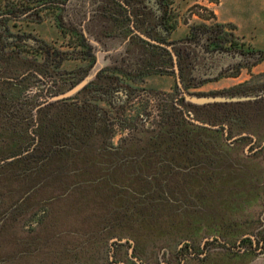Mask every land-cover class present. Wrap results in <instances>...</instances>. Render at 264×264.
Listing matches in <instances>:
<instances>
[{"label": "rangeland", "instance_id": "374dc122", "mask_svg": "<svg viewBox=\"0 0 264 264\" xmlns=\"http://www.w3.org/2000/svg\"><path fill=\"white\" fill-rule=\"evenodd\" d=\"M66 1V15L62 22L56 19L54 9L46 8L40 9V13L36 15L20 14L17 20L9 19L7 22L8 37L29 33L35 39L37 37L43 40L52 49L51 55L46 58L29 43L12 41L13 43H7L0 53V80L26 77L24 82H19L21 88L23 87L22 102L26 104L27 109L30 107L35 118L40 106L62 100L53 101L52 98L71 89L91 69L95 58L92 60L89 53H93L94 47L90 43L91 38L86 28L89 27L95 32L99 25L94 17L86 20L91 16L89 13L96 10V4L110 2ZM219 1L221 0L164 2L167 5L166 24L170 31L168 42H165L172 43L184 54V56L181 54L182 83L187 93L196 96L251 98L237 103L232 102L237 104L236 107L243 113L247 126L226 128L225 131L222 127L224 122L207 121L206 115L210 114V111H218L209 108V105L214 103L197 105L185 99L181 101L182 94L176 83L174 66L169 56L166 58L164 56L162 66L168 69L167 72L139 74V69L134 64L141 54L142 56L146 54L144 49L149 48L146 47V42L135 35L130 39L131 45L130 42H126L127 46L122 41L119 42V38L112 40L109 58L106 56L103 58L106 61L104 67L110 65L108 67L113 69L104 72L101 82L104 83V78L113 79V85L120 86L110 101L89 100L91 94L86 90L64 99L76 101L77 105L84 101L98 105L100 108L98 118L102 120L101 127L106 131L97 128V138L99 141L104 139L108 147L111 145L120 147L118 150L121 151L136 150L149 136L158 133L157 128L161 124L173 121L176 116H182L188 122L209 130L219 126L220 134L206 131L201 135L205 140L202 143L209 146L213 140L220 139L227 143L228 147H232L228 151H223L211 146L212 151H216L221 158L226 156V164L223 160L219 164L222 163L220 166L227 169H223L220 175L227 178H216L211 174L210 176L216 179L215 182L208 180V183L213 185V192L207 195V199L212 201L211 204H202L194 195L196 199L191 198L190 214L194 218L208 220L220 218L223 223L227 221L228 234L220 236L219 233L205 229L190 230L188 237L144 234L136 244L126 233L130 227L122 223V218L119 219V223L111 220L115 213L111 208L110 211H106L104 204L108 202L107 200L94 198L96 214L87 213L78 218L72 210L66 213L67 208H60V201L51 198L43 206L37 198H32L16 205L12 208L13 212L12 209L8 210L9 219L5 222V230L0 233V264H264V34L261 33L264 31V0H224L222 11H225V8L229 10L235 2L239 7L240 16L258 15L259 26L256 28L258 33L254 35L239 34L233 23L219 21L216 16ZM130 2L144 7L143 10L148 13L149 21L152 23L161 12L157 0ZM30 3L31 0H0V13L4 11L7 13L10 9L16 13H23L20 7L31 5ZM126 24L130 25L129 22ZM58 26L65 34L60 35ZM208 28L213 31L212 36L219 30L217 35L224 50L212 49V45L205 47L210 41L208 37L211 32L199 31ZM81 29L86 32L88 41L85 37L83 39L80 37ZM192 29L198 33L195 38L186 36ZM260 33L261 35H258ZM31 36L29 37L32 38ZM157 57L159 58L158 55ZM206 79L215 80L206 82L204 81ZM106 89L105 86L102 87L101 92ZM73 96L76 98L71 101ZM255 99L259 102H254ZM189 112L192 114L190 117ZM79 114L83 115V112ZM192 119L211 127L195 123L196 121L193 122ZM198 141L201 143V140ZM107 155L106 153L104 156ZM17 157L20 156H8L0 160V166ZM102 160L101 165L104 168L101 169L102 181L98 186L105 189L109 187V182L103 176H107L109 181L112 179V173L116 171L109 158ZM72 166L69 164L70 170ZM127 168L125 167L123 171L129 175V171L125 170ZM240 172L243 177L240 183L229 179ZM126 179L122 175L114 184L121 185ZM155 184L159 186L158 183ZM152 185L153 183L146 186L141 184V188L138 189L144 193V189L150 190ZM92 188L94 184L81 185L82 200L88 194L94 193ZM241 191L248 192V200L243 207L238 205L234 208L233 205L226 204L236 202L239 199L236 194ZM111 193L115 191L108 192L107 195ZM100 209H103V212ZM103 215H107L109 224L100 225L98 228L97 221ZM54 216L58 218L56 221L53 220ZM90 219H93L94 223ZM216 237L221 242H216ZM115 238H125L126 241L121 243L110 241ZM242 238L246 241H242ZM186 241L188 243H185ZM135 244L136 251L132 250ZM228 247L241 252L246 248L248 252L238 261L234 259L227 261L219 253L226 251L225 254H229ZM190 252L196 255L192 257ZM205 254L208 255L205 257L206 260L201 261L205 259Z\"/></svg>", "mask_w": 264, "mask_h": 264}, {"label": "trees", "instance_id": "16d2710c", "mask_svg": "<svg viewBox=\"0 0 264 264\" xmlns=\"http://www.w3.org/2000/svg\"><path fill=\"white\" fill-rule=\"evenodd\" d=\"M112 4L119 6L116 9L122 16L120 4L113 0ZM109 20L118 28L123 26L127 19L113 17ZM201 30L211 31L209 28ZM2 37L0 36V53L7 46ZM27 43L42 52L46 58L52 53V49L45 42ZM218 50H224L223 46ZM145 53L136 59L135 67L141 70L140 68L148 65L151 70L158 72L161 62L157 55L162 54L156 55V51L148 53L146 50ZM89 56L94 60L91 53ZM111 69L113 68H102L79 93L86 90L91 94L89 100L110 101L120 86H114L113 79L104 78V83L101 79L104 72ZM25 78L0 80V160L8 156H20L0 166V233L5 230V222L9 219L8 210L23 204L27 199L37 198L40 204L45 206L52 198L61 202L60 208H67L66 213L72 210L77 214L76 217L82 218L87 213L96 214L94 211L96 205L93 202L94 198H98L101 201H108L104 206L106 211H110V208L114 211L112 221L118 222L122 218V223L130 227L126 233L136 244L144 234L188 237L190 230L196 229L197 231L205 229L220 235L228 234L227 221L223 223L220 218L216 220L194 218L190 214V203L192 199H196L194 195L202 204H211L207 195L213 192V185H210L208 180L213 182L216 180L210 176L211 174L216 178H227L220 175L225 168L221 167L222 163L219 164L222 160L224 162L227 160L226 156L221 158L210 150L219 148L228 151L232 147H228V144L220 139L213 140L209 146L202 143L205 141L201 136L204 132L220 134V130L196 126L186 118L176 116L173 121L161 124L157 128L158 133L149 136L136 150L121 151L118 150L120 147L112 145L108 147L104 139L99 141L97 138V128H101L102 131L106 129L101 127L102 120L98 118L100 108L96 104L84 101L77 105L76 101H72L76 98L73 96L70 99L72 102L62 99L47 106H40L35 118L30 107L27 109L26 104L22 102L23 87L21 88L19 82H24ZM104 86L107 89L101 92ZM236 105L235 103L209 105V108L218 111H210V114L206 115L207 121L227 123L230 129L247 126L243 113ZM81 112L83 115L79 114ZM198 140H201V143ZM106 153L108 154L106 157L113 162L116 172L112 173V179L109 181L107 176H103L109 182V187L102 189L98 185L102 181L100 173L104 167L102 168L101 164L102 158H106L104 156ZM69 164L73 165L71 170ZM125 167H128L125 170L129 171V175L123 171ZM103 172L106 175L105 169ZM241 172L229 179L239 182L243 178ZM122 175L127 178L126 181L121 185L114 184ZM86 183L94 184L92 188L94 193L88 194L82 200L80 187ZM148 183H153L151 191L146 188L142 193L138 188H141V184L146 186ZM113 190L115 193L107 195ZM236 196L239 198L236 202L226 204L233 205L234 208L238 205L243 207L248 200V192L241 191ZM100 211L103 212V209ZM97 215L99 216V213ZM57 219L54 216L53 220ZM107 220V215L100 217L97 221L98 228L100 225H108ZM136 244L134 251L137 250ZM219 254L227 261L240 260L245 256L236 252Z\"/></svg>", "mask_w": 264, "mask_h": 264}, {"label": "flooded vegetation", "instance_id": "af4514ba", "mask_svg": "<svg viewBox=\"0 0 264 264\" xmlns=\"http://www.w3.org/2000/svg\"><path fill=\"white\" fill-rule=\"evenodd\" d=\"M108 1H110V2H108L109 5H107V4L105 5L109 9V14L108 15L111 18H113V17H117L118 19H120V18L121 19L122 18L125 19L126 18L127 20L124 23V25L129 26L128 24H126L128 22H129V24L132 25V27L128 29V32L131 33L130 34V39L132 38V36L135 35L136 37H139L141 40L146 42V47L149 48V49H145V50L148 53L150 51L162 52V55L159 56V59H160L161 63L158 66L159 70H162V71L158 70V72H157L156 70H151L150 69L151 67H148V65H146V66H143L142 68H140L141 70H138L139 71L138 73L139 74H142V73L148 74V73H156V72L157 73H159V72L163 73L164 71L167 72L168 69H166L165 67H162L163 63H164V60H165L164 56H165V58L169 56L170 59L172 60L173 66H174V60H173L171 51H170V49H168V47H170L172 49V51L175 53V55H176V64H177V69H178V75H179L180 81L182 83L183 82V79H182L183 78V68H182L181 58L183 59L182 56H184V54L181 51L179 52V50L177 48H175V46H173L172 43H166V42H168L167 39H168L170 31L168 29V26L166 24V19H165V13L167 11V6L163 2V0H157L158 1V5H159L158 7H159V9H161L160 10L161 12H160L159 16L156 17V19H155V21L153 23L151 21H149L148 13H146V11L143 10L144 7L138 6V5H135V4H131L130 0H123V2H121L122 0H113V1H117L120 4V7H122V9H121V11L123 13L122 16L120 14H118L117 9H116L119 6L113 5L112 4V0H108ZM134 1L137 2V3H140L142 0H134ZM66 2H67L66 0H31V3H32V4L30 3L31 5L27 4V5H23L22 7H20L21 8L20 10H22L21 12H23V13H18V12L16 13L13 9H10L7 13H6V11L0 13V36H3L2 38L5 41V43H9V42H12V41L13 42H17V41H21V42H27V41L44 42L43 40H41V39H39L37 37L35 39L29 33H26V34H15L13 37H8L9 33H8L7 22L9 21V19L17 20L20 17V14H26V16L28 14L36 15V14L40 13L39 10L42 9V8H46L48 10L49 9H54V12L56 14V19H59V21L62 22V20H63L62 18L66 15L65 14L66 9H67ZM89 19H92V18L89 17ZM58 24H59V22L57 23V25ZM58 28L60 29V32H59L60 35L61 34H65V33H63L61 31V27L60 26H58ZM137 31L142 33V34H144L145 36L149 37L154 42H151V41H148V40L142 38L137 33ZM200 32L203 33V32H207V31H203V30L200 29L199 33ZM208 32H211V31H208ZM217 32L218 31H216V33L213 34V36H212L213 31L211 32V34L208 37V39L210 41L208 42V44H206V46H205L206 48H208L209 45L213 46L212 49H218L219 47L222 46L221 45V40L218 37ZM186 34H187L186 36H188L189 38H195L198 35V33H197V31L195 29L189 30ZM188 34H190V35H188ZM29 36H31L32 38H30ZM80 37L83 39L84 36L80 35ZM129 42H130V45H131L132 42L130 40H129ZM167 44H169V45L171 44V46H168ZM181 54H182V56H181ZM174 74H175V78H176L175 69H174ZM231 77L235 78V76H231ZM212 80H215V79H206L204 81L207 82V81H212ZM182 85H183V83H182ZM183 87H184V85H183ZM184 89H185V87H184ZM182 100H183V97H181V101ZM237 102H235V103H237ZM254 102L257 103L259 101L255 99ZM225 103H228V102H225ZM229 103H232V102H229ZM188 116L190 117V116H192V114L189 112ZM222 127L225 128L224 129L225 131H226V128L230 129V127H228L227 123L223 124ZM215 129L219 130L220 128H219V126H215ZM224 133H226V132H224ZM237 139H239V138H237ZM218 150H221V149H218ZM210 152H213V151L210 150ZM214 153H216V151ZM242 239H243L242 241L245 240L244 238H242ZM204 241L205 240H203V242ZM215 241L218 242L220 240H219L218 237H216ZM185 243H188V242L186 241ZM227 245H229V244H227ZM132 250H134V246H132ZM227 251L229 253L236 252L238 254H243V255H246L247 252H248L246 250V248L241 252L240 250L234 251L230 247L227 248ZM194 255H196V254H194V252H192V253L190 252V256L194 257ZM207 256L205 254L204 258L207 257ZM203 260H206V258L203 259ZM236 261H238V260H236Z\"/></svg>", "mask_w": 264, "mask_h": 264}, {"label": "crops", "instance_id": "0c3cea01", "mask_svg": "<svg viewBox=\"0 0 264 264\" xmlns=\"http://www.w3.org/2000/svg\"><path fill=\"white\" fill-rule=\"evenodd\" d=\"M105 4L103 5L96 4L95 5L96 10L89 13L91 14L90 17L92 19L93 17L96 18V21L98 22L99 27H97V31L94 30L95 32H93L91 31L89 27L86 28L87 32L89 33L88 36L91 38V41H94V43H98L99 48L102 49V56H103L102 58L104 59H105V56L107 58L108 55H110V52L112 51L111 44H110V43H113L112 40H114L115 38H119V42L122 41V43L125 45H126V42H129L130 35L128 34V29L132 27L131 24L129 26L123 25L118 28L114 27L111 21L109 20L111 19V17L108 15L109 9L108 7L105 6ZM217 5L219 9L216 10V16L219 21L233 23L236 26V32H238L239 34L243 33L246 35H251V34L254 35L258 33L256 32V28L259 26V17L257 14L256 15H253V14L246 15L245 17L240 16L239 15L240 10H238L239 7H237V4L235 2H233L229 10H226L225 8V11H222V8L224 6V0L219 1ZM89 20L91 19L88 18L86 21H89ZM83 30L81 29V33L86 38L87 34ZM261 33L264 34V31H262ZM261 33L258 35H261ZM90 43L91 45H93L92 44L93 42H90ZM93 47L94 49H93L92 56L96 58L95 46L93 45ZM108 66L110 67V65Z\"/></svg>", "mask_w": 264, "mask_h": 264}, {"label": "water", "instance_id": "95a60500", "mask_svg": "<svg viewBox=\"0 0 264 264\" xmlns=\"http://www.w3.org/2000/svg\"><path fill=\"white\" fill-rule=\"evenodd\" d=\"M137 33L144 39L154 42L153 40H151L149 37L145 36L144 34L140 33L137 31ZM92 44L95 46V54H96V58H95V62L93 63V65L91 66V69L87 72L86 76L81 79V81H79L77 84H75L71 89H69L68 91L61 93L59 95H56L52 98L53 101L59 100V99H64L67 98L71 95H74L76 93H78L81 89H83V87L88 84L91 80H93L96 77V74L102 69L104 68V66L106 65V61L102 58V49L99 48V44L98 43H94V41ZM168 49H170L173 60H174V69L176 72V83L181 91V96L183 97V99H185L186 101L193 103V104H197V105H207L210 103H217V102H237V101H244V100H249L251 99L250 97H246V96H240V97H224V96H196V95H191L189 93H187V91L184 89L181 81H180V77L178 75V69H177V64H176V55L175 53L172 51V49L170 47H168ZM193 122L198 123L200 125L203 126H207L210 127V125L199 122L197 120L192 119ZM110 241H117V242H123L126 241L125 238L123 239H112ZM130 241V240H129ZM131 242V241H130Z\"/></svg>", "mask_w": 264, "mask_h": 264}]
</instances>
